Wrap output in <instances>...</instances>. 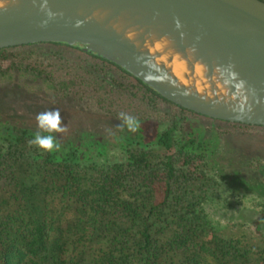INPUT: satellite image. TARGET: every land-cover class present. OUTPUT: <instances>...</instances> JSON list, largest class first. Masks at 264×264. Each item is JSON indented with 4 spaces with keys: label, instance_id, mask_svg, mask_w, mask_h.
<instances>
[{
    "label": "trees",
    "instance_id": "obj_1",
    "mask_svg": "<svg viewBox=\"0 0 264 264\" xmlns=\"http://www.w3.org/2000/svg\"><path fill=\"white\" fill-rule=\"evenodd\" d=\"M0 58L6 69L39 77L54 96L85 101L117 119L124 112L140 123L137 131H127L124 158L106 163L82 162L72 147L46 153L29 146L33 134L25 128L5 136L0 264H264L258 175L237 179L244 193L262 192L252 237L241 221L216 228L202 206L221 185L207 158L211 149L183 116L223 121L226 127H216L220 133L264 131L263 125L184 108L113 62L71 45L4 46ZM159 102L170 109L157 108ZM179 118L186 124L182 140L174 134ZM155 119L166 126L145 134Z\"/></svg>",
    "mask_w": 264,
    "mask_h": 264
},
{
    "label": "water",
    "instance_id": "obj_2",
    "mask_svg": "<svg viewBox=\"0 0 264 264\" xmlns=\"http://www.w3.org/2000/svg\"><path fill=\"white\" fill-rule=\"evenodd\" d=\"M51 41L167 100L264 126V0H0V47Z\"/></svg>",
    "mask_w": 264,
    "mask_h": 264
},
{
    "label": "rangeland",
    "instance_id": "obj_3",
    "mask_svg": "<svg viewBox=\"0 0 264 264\" xmlns=\"http://www.w3.org/2000/svg\"><path fill=\"white\" fill-rule=\"evenodd\" d=\"M5 66L0 62V143L5 136L16 133L17 128H25L34 135L36 115L58 108L62 124L68 128L66 133L53 134L60 148H74L82 162L106 163L124 158L123 145L130 136L123 121L98 111L85 101L54 96L39 77ZM159 107L170 109L163 102L157 104ZM183 117L185 122L192 121L198 133L207 140L211 149L206 150L207 158L210 166L215 167V173L217 171L215 178L221 183L202 205L211 223L219 228L233 220L241 221L247 229V237H252V220L259 216L262 192L244 193L243 183L237 179L245 180L255 173L258 184L264 189V131L231 129L220 133L216 127H226L223 121L188 113ZM152 121L145 126V134L151 135L154 130L166 126V121ZM184 121L179 118L174 130L179 140L186 130ZM262 227L264 229V221Z\"/></svg>",
    "mask_w": 264,
    "mask_h": 264
},
{
    "label": "clouds",
    "instance_id": "obj_4",
    "mask_svg": "<svg viewBox=\"0 0 264 264\" xmlns=\"http://www.w3.org/2000/svg\"><path fill=\"white\" fill-rule=\"evenodd\" d=\"M118 119L123 121V126L135 132L139 129V121L131 115L121 112ZM37 131L33 138L29 140V146H35L46 153L60 150V144L57 143L54 133H66L67 125L62 124L60 110H47L36 115Z\"/></svg>",
    "mask_w": 264,
    "mask_h": 264
}]
</instances>
